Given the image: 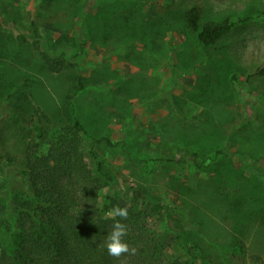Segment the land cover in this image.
Segmentation results:
<instances>
[{
	"label": "rangeland",
	"instance_id": "rangeland-1",
	"mask_svg": "<svg viewBox=\"0 0 264 264\" xmlns=\"http://www.w3.org/2000/svg\"><path fill=\"white\" fill-rule=\"evenodd\" d=\"M192 7L204 23L245 22L204 52L184 23ZM21 37L64 52L86 87L74 93ZM263 68L264 0H0V155L24 161L34 123L74 117L115 145H93L113 177L102 195L139 199L169 255L239 264V240L246 264H264Z\"/></svg>",
	"mask_w": 264,
	"mask_h": 264
},
{
	"label": "trees",
	"instance_id": "trees-1",
	"mask_svg": "<svg viewBox=\"0 0 264 264\" xmlns=\"http://www.w3.org/2000/svg\"><path fill=\"white\" fill-rule=\"evenodd\" d=\"M183 19L204 52L245 22L227 19L204 23L198 7L187 9ZM33 38L41 35L35 32ZM21 40L23 45L34 48L35 57L44 62L47 72L73 77L71 72L78 65L64 52L52 55L40 49L38 41L29 44L25 37ZM172 71L175 78V65ZM258 73L264 76V68ZM71 79L74 93L86 87L80 75ZM197 118L187 117L191 123ZM47 123L33 124L35 142L27 145L24 161L19 162L9 152L0 155V264H196L192 256L181 259L169 255L170 245L135 206L139 199L129 204L102 195L113 177L96 159L93 145L106 143L114 147L107 136L95 138L74 117L64 125ZM87 155L94 162V170L89 167ZM192 156L199 167L204 164L201 153L194 152ZM116 206L128 209V219L121 221L128 226L124 239L137 250L135 255L119 259L111 257L106 249V236L115 222L107 213ZM229 250L243 255L239 264H246L242 241L236 240ZM223 258L225 264H231L225 255Z\"/></svg>",
	"mask_w": 264,
	"mask_h": 264
},
{
	"label": "clouds",
	"instance_id": "clouds-1",
	"mask_svg": "<svg viewBox=\"0 0 264 264\" xmlns=\"http://www.w3.org/2000/svg\"><path fill=\"white\" fill-rule=\"evenodd\" d=\"M107 216L115 221L112 225L111 232L106 236V249L108 254L115 259H119L125 255H135L136 248L130 247L124 239L128 235V226L121 222L122 220L128 219V209L126 207L121 208L116 206L108 211Z\"/></svg>",
	"mask_w": 264,
	"mask_h": 264
}]
</instances>
